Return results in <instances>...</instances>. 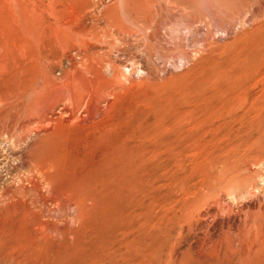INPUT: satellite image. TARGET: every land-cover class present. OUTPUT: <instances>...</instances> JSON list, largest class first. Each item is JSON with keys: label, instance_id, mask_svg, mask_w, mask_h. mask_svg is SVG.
<instances>
[{"label": "bare ground", "instance_id": "1", "mask_svg": "<svg viewBox=\"0 0 264 264\" xmlns=\"http://www.w3.org/2000/svg\"><path fill=\"white\" fill-rule=\"evenodd\" d=\"M201 1L204 7L197 6L201 12L195 14L186 10L183 0H0V120L7 116L20 120L14 139L32 148L52 140L69 148L72 138L81 135L88 155L79 157L68 148L55 156L41 154L29 175L14 178L17 187H28L33 199L35 195L52 212L50 217L54 213L68 217L59 227L35 210L36 200L15 199L0 206V221L20 229L10 244L12 264L38 259L53 240L71 255L78 239L91 264H149L152 256L162 253V245L152 241L154 226L164 232L162 237L168 235L163 246L176 259L182 238L206 215L223 223V214L229 217L241 208L240 196L256 193L254 187L241 195L229 188L226 195L209 200V182L220 178L213 173L212 162L206 163L211 157L217 162L226 159L228 152L222 149L228 145H242L236 136L231 141V133L261 125L264 21L245 28L247 39L236 38L231 51L217 53L214 45L222 34L214 32L227 36L229 27L220 23L212 0ZM88 2L97 5L94 16L86 9ZM201 27L205 34L199 47L207 52V68L202 73L198 69L200 76L186 90L181 86L168 95H149L147 87L191 60L193 53L184 48L185 39ZM241 99L257 103L246 121L245 113L253 109L250 104L244 108ZM237 109H244V114L238 115ZM203 148L214 152H207L210 158L195 152ZM3 166L7 175L8 165ZM157 182L172 184L174 193L182 194L176 199L183 207L179 213L161 216L162 211L154 210L161 216L156 218L149 214ZM201 203L203 210L197 208ZM92 215L99 219L96 225L87 223ZM141 215L145 229L139 236ZM97 223L106 230L101 233ZM171 229L175 233L169 236ZM194 242L180 253L190 259L179 264H214L217 242L212 233Z\"/></svg>", "mask_w": 264, "mask_h": 264}, {"label": "rangeland", "instance_id": "2", "mask_svg": "<svg viewBox=\"0 0 264 264\" xmlns=\"http://www.w3.org/2000/svg\"><path fill=\"white\" fill-rule=\"evenodd\" d=\"M200 1L201 0H183V4H184L186 10H194L195 14H197V13L201 12V11H199L200 8H198L197 6H199L201 8L204 7L202 1L201 2ZM212 1H213V4L215 5V8L217 10L218 19H219L220 23L222 25H227L229 27V34L227 36L224 35L223 31H220V30L219 31L217 30L218 32L213 31L216 36H218V34L219 35L222 34L221 37L218 39L217 43L214 45L217 53H220L221 51L228 53L229 51H231V49H233L235 47V44H237V41L235 42L234 40L236 38L241 39L244 37L243 35L245 33V28H250L251 27L250 25L256 24L257 22H260V21H264V0H212ZM86 6H87L86 9L90 10L92 12V15L94 16L96 14L97 5L94 4L93 2H88ZM103 12H104V7H102V5H100V10L98 11V15L102 16ZM196 17H197V15H196ZM244 20H246V22L243 23ZM92 30L94 32H96L98 30L96 25H93ZM204 34H205V28L201 27L200 29L197 30V32H194L192 35L186 36L184 48L188 51H191V53H193V55L191 57V60L193 59V61L190 60L186 64L187 66L185 65L182 69L175 70L173 74L167 75L166 77L159 79L155 83V85L153 84L152 86L147 87L146 90L148 89L147 93L149 95H151V96L156 95L155 97H157L160 94L161 95H168V94H171L174 90L175 91L178 90V88L181 89V86L183 88L182 90H186L188 88V86L191 85L190 82H192V83L195 82L196 78H198L200 76V73H202L203 70L205 68H207V67H204V64H205V66L208 65V63H207L208 61L204 60L205 59L204 56L207 55V52L204 51L203 49H200V47H199V39ZM263 36H264V31H263ZM246 39L247 38L244 37V39L242 41H244ZM237 40H239V39H237ZM194 55H196V56H194ZM200 61L203 63H201ZM196 63H197V65L198 64L199 65L197 66ZM193 65H196V66H193ZM203 67H204V69H203ZM196 72H198V73L200 72V73H199V75L194 76V75H196ZM191 79H192V81H191ZM187 80H188V82H187ZM183 82H185V83H183ZM168 85H170V86H168ZM158 87H160V88L158 89ZM176 87H177V89H176ZM168 89H171V90H168ZM263 90H264V88H263ZM263 95H264V91H263ZM250 100H247L244 102V100L242 101V99H241V101L243 102L244 108H246V107L248 108L249 107L248 104L252 105L253 110L252 109L251 110L253 112L254 111L253 106L257 107V103H255L254 100H253V102H252V100L251 101ZM17 102L18 101L14 102L15 106L17 105ZM237 103H239V101L236 99L235 104H237ZM260 104H261L260 109L261 108L262 109L260 110V119H259L258 124H261V125H257V126L255 125V129L253 128L250 131L247 130L245 132L239 133L242 136L239 135L238 133L237 134L234 133L235 135H233V133H231L232 134L230 136L232 138L231 141L234 143L236 140H237V142L242 140V141H240V144H242V145H239V143H236L237 148L239 147L238 149H236V146H235L234 148L236 150H234L233 145L232 146L228 145L227 147L223 148L222 151L228 152V155H227L228 157H226V159L222 158V160L220 161L221 163L214 161L212 159L213 157H211V159H208V161L206 163V164H209L212 162V164H211L212 171L214 174L218 175L217 176L218 178H220V181H218V182L214 181L213 179H211L212 181L210 180L209 189L207 191V193H208L207 198L209 200H213L216 197H218L219 195H222V196L226 195L227 194L226 192L229 191L230 189L235 190L237 192V194L241 195V194H243V191L245 189H250V188L254 187V190L256 192L254 194H256V195H254V194L248 195L245 193V195L240 196L243 198H240L241 200H239L241 208L238 210V212L236 211V212H234L235 214H233V213L230 214L229 217L225 216V214H223V216H221V218L224 219L225 223L224 222L223 223L215 222V220L212 216L206 215L204 217V219L201 221L200 225L198 227L194 228L191 233H188L187 235H185L184 236L185 239L182 238L183 240L180 241L181 242L179 244L180 246H178L177 252L175 254L178 259L177 258L174 259V257L173 258L169 257L167 255V248H165V246H163L167 242L168 235L167 236L165 235V237H162V236H164L162 234L164 232L159 230V228L156 229L157 227H155V226L152 227L150 229V234H151V237L153 236L152 237V241L154 240L153 244L155 246L162 245L163 247L161 246L162 250L160 249L162 251V253L160 252V254H158V255L156 254V255L152 256V258L149 261V264H179L181 260H185V262H187L190 259L189 255L186 254L182 258V256H180L181 255L180 253L182 251H184L185 249L189 248V246H193V245L195 246L194 240L197 239L199 236L207 235L208 231L212 233L214 239L217 242V247H216L215 251L213 252V256H215V258H213L214 264H220V262H221V264H223V263L224 264H240L242 261H243L242 264H264V258H263L264 257V248H263V246H264V203H263L264 202V129H263L264 128V118H263V116H264L263 115L264 114V110H263L264 109V99H261ZM12 109H14V108H12ZM243 110L244 109H237L238 115H240V113L243 115L244 114L242 112ZM252 112H251V114H249L248 112L245 113V117H244L245 121L248 117H250L249 115L254 114V112L253 113ZM11 113H15V111H13ZM260 120L263 123H261ZM20 123H21L20 120H17L15 118V116L14 117L7 116L6 118L0 120V168H1L0 169V206H4L7 203H9L15 199H24L26 202H29L30 200H36L33 202V204L35 206V210L38 211L41 215H43L44 219L51 221V222H54L59 227H62L65 220L67 219L68 215L65 213H61V214H55L54 213V215L50 217L49 215L52 212L49 211L47 207H42L40 205V200L39 199L37 200L35 195H34V199H33V195L28 190V187H20V186L17 187L15 185L14 178L16 176H19V175H29L33 171L34 165H35L36 161L39 159L41 154L42 155L44 154V156H47V157L48 156H55L59 152H63L65 150H67L68 144L62 143L61 141L52 140V141H48V142L45 141L43 145L38 146L37 148L36 147H34V148L27 147V145H26L27 143L25 141H17V139H14L15 134L18 133V129H19L18 127L20 126ZM258 126H259V128H258ZM235 136H236V138L237 137L238 138L236 139ZM241 137L243 139H240ZM244 137H246V138H244ZM85 140L86 139L84 137H82L81 135H78V136L72 138V140L69 142V148L68 149L72 152L74 151L73 153L77 154L79 157L88 156L85 154V150L83 149V144L85 143ZM249 143H250V145H249ZM245 144L249 145L250 147L246 146ZM243 145H245V146H243ZM240 149H241V151H240ZM250 149H252V150H250ZM206 150H207V148H205V149L203 148L200 151L197 150L195 152L199 155H202V156L208 155L207 157L210 158L209 157V155H211L210 153H214V152L210 151L211 149L208 148L207 152L210 151V153L207 154ZM233 150L235 151V153ZM188 152H190V154H192L194 151H188ZM245 153L248 154V156H246ZM252 153H253V156L251 155ZM236 154H237V156H236ZM254 154H256L257 156ZM243 155L246 157L244 158ZM229 156H230V158H229ZM255 157H256V159L258 158V161L255 159ZM253 158H254V160H253ZM235 159H237V160H235ZM5 164L8 165L7 175H6L5 170H4L5 167L3 166ZM157 183H155V184L158 185V188H157L158 190H156L152 193V195L154 197H152L153 199L151 198V200H150L151 206L149 208V214L154 218L155 216L156 217L163 216L164 212H166L165 215L166 214L167 215H173L174 213H179L182 210L181 208H183V207L180 203H178L176 201V199H179V197H181L182 194L176 190L174 193V191L172 190V186H173L172 184H170V185L166 184L165 185V184H163V182L162 183L157 182ZM257 184H258V186H257ZM256 186L258 189L256 188ZM260 188H261V190H260ZM159 189H160V191H159ZM241 189H242V191H240ZM258 190H259V192H258ZM172 192H173V195H172ZM154 193L156 194V196ZM246 195H248V196L244 197ZM249 196H250V198H249ZM163 199H165L166 202ZM115 202L116 201H114V203ZM173 202H175V203L177 202L176 203L177 205ZM155 203H156V205H155ZM173 204H175V205L173 206ZM179 204L181 205L180 207H178ZM166 206L167 207L169 206V208L167 209ZM171 206H173V207H171ZM204 207L205 206L203 205V203L197 204V208H201L203 210V209H205ZM174 208L177 210H175ZM170 209H171V211H170ZM154 210L156 212L158 211L159 213L162 211L161 212L162 215L159 216V213L158 214L155 213ZM173 210H175V211H173ZM178 210H180V211L177 212ZM141 211H144L143 207H142ZM141 211H139V212H141ZM167 212H169V213H167ZM232 218H235L236 220L235 221L231 220ZM138 219L140 221L139 220L137 221L138 227H137L136 235L140 236L142 234V230L145 229V226L143 224L144 216L141 215L140 217H138ZM246 219H248V220H246ZM88 221H89V223H88ZM90 221H91V225H96V222H99V219L96 215H92L87 220V223L90 224ZM227 222H228V224H227ZM61 223H62V226H61ZM215 223H216V225H214ZM258 224H260L261 226ZM97 226H98V229L101 233H102V231L106 230V228L101 226L100 223H97ZM207 226H208V229H207ZM141 228H143V229H141ZM229 228H230V230H228ZM223 230H225V231H223ZM231 230H233V231H231ZM18 231H20L19 226L15 225V224L5 223V222L0 223V259H1L0 264L2 263V261L4 264H6V263L12 264L10 262V260H11L10 253L12 252V248L10 249V247L13 244V240H14L13 238L15 236H17L16 233H18ZM170 231H169V236L174 235L175 229H171ZM254 231H255V233H251ZM244 232L246 234H244ZM101 233H99V234H101ZM195 233L197 234V236H194V235H196ZM250 233L254 234V235H251ZM228 234L230 235L231 239L228 237ZM8 236H10V237H8ZM59 236L60 235L58 234V237ZM186 236H188V237H186ZM232 237L234 239H232ZM245 237H246V239H245ZM189 238L190 239L192 238V239L190 240ZM219 239H220V241H219ZM221 240H222V242H221ZM53 241H55V240H53ZM53 241H50V242L48 241L46 243L44 250H43V253L38 259L21 262L19 264H23V263L24 264H43V263L44 264H49V263H51V264H61V263L62 264H91L84 257V251L82 249L84 243H82V239H78V242L75 243L78 245L74 246L73 251L71 252V255H67L66 251L64 250L65 248L58 247L57 245H55L56 243H54ZM229 241L232 242V245H230V246H232L231 248H229V246H228L230 243ZM244 244L249 245V248L243 247V246H245ZM54 245L56 248L54 247ZM219 245H220V248H219ZM51 246H53V247H51ZM181 246H183V247H181ZM185 246H187V247H185ZM224 247H225V249H224ZM252 247H253V249L251 251ZM227 248L230 250H227ZM262 248H263V250H262ZM54 249H56V250H54ZM48 250H49V252H48ZM234 250L238 254H236V252ZM204 251H207V250H204ZM226 252H228L230 255L232 254V256H230V258H228L229 254ZM62 253H63V255H62ZM44 254H46V255H44ZM247 254L249 255V257ZM261 254H262V256H261ZM62 257H63V259H62ZM223 257L224 258L226 257L227 259L226 258L224 259ZM237 257L239 258L238 261L236 260ZM7 258L9 259V261ZM70 258H71V260H70ZM73 258H74V260H73ZM234 258H236V259H234ZM254 258L255 259L257 258V259L255 260ZM75 259H76V261H75ZM38 260L40 261V263ZM176 260L178 262H176ZM228 260L231 262L229 263ZM233 260H234V262H232ZM13 264H16V263L14 262Z\"/></svg>", "mask_w": 264, "mask_h": 264}]
</instances>
